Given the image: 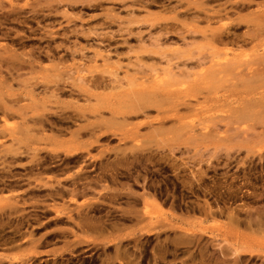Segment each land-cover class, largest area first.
<instances>
[{"label":"rangeland","instance_id":"obj_1","mask_svg":"<svg viewBox=\"0 0 264 264\" xmlns=\"http://www.w3.org/2000/svg\"><path fill=\"white\" fill-rule=\"evenodd\" d=\"M248 1L245 9H237L227 0H0V46L39 62L34 72L0 64L9 93L18 98L15 108L34 111L47 97L39 87L34 98L27 96L23 86L39 82L43 70L56 76L67 72L74 79L89 66L82 55L104 52L100 38L116 34L119 44L128 39V45L110 63L119 58L124 70L130 56L160 48L165 59L143 63L156 67L161 77L174 71L175 78L166 77L170 94L197 98L191 100L197 111L186 121L192 128L142 127L136 136L140 149L133 139L119 141L127 131L121 127L118 138L109 135L74 159L63 153L70 136L60 126L19 136L18 142L3 128L0 113V264H264V239L256 233L258 217L264 229V77L246 83L248 67L239 77L212 72L213 65L232 56L247 65L264 59V35L249 43L253 26L238 20L253 18L264 0ZM197 6L209 12L225 8L238 28L226 31L222 42H212L207 32L221 23L197 20L204 18ZM179 14L181 22H162L175 28L172 34L149 24L134 26L131 38L117 33L119 22L131 18L165 21ZM110 15L118 23H109ZM189 25L198 33L187 31ZM5 93L0 88V99L11 100ZM115 94L91 103L123 102ZM155 116L152 111L149 117ZM8 124L18 126L20 119ZM133 145L131 152L144 158L130 162L101 154L104 148L129 154ZM12 148L24 154L7 155ZM132 197L139 201L134 208ZM153 201L160 207L150 205Z\"/></svg>","mask_w":264,"mask_h":264},{"label":"bare ground","instance_id":"obj_2","mask_svg":"<svg viewBox=\"0 0 264 264\" xmlns=\"http://www.w3.org/2000/svg\"><path fill=\"white\" fill-rule=\"evenodd\" d=\"M105 1L112 3L122 2V0ZM227 2H233V6L237 9H245L249 1L227 0ZM115 5L118 6L117 4ZM195 9L204 13V18H197L200 22L205 21L210 24L217 20L221 23L219 28H209L208 32H203V34L206 32L210 34V40L212 42L214 39L222 42L226 31L230 30V28H238L237 23L231 21L225 8L216 11L213 10L211 12L204 10L201 6H197ZM180 16L179 14L176 18H169L165 21L160 19L161 17L149 18L142 21L131 18L126 20L125 23L119 22L120 28L117 33H127L131 38L134 26L137 27L139 25L149 24L150 29H155V31L163 32L164 34H172L176 32H172L175 28L168 24H162V22L178 23L181 22ZM108 19L110 21L109 23L112 24H116L119 21V19L113 15H110ZM238 20L239 22L252 24L253 26V31L248 35V42H259L264 35L263 6L259 8L258 13L253 18L245 15L239 17ZM122 24H127V26L121 27ZM191 26L194 28H191ZM191 26H186V29H189L187 31H192L193 34H197V27ZM140 30L141 28H138V31ZM116 36L119 37L117 34ZM116 36L110 35L100 38L103 41H101L98 46L105 48L104 52L94 50L92 57H85L86 54H83V49L80 51V54L84 55H82V57L86 58L89 66L84 69L86 71L85 73L78 72L74 79L67 72L62 76L59 74V76H56L54 70L51 72L43 70L41 77H38L39 82L36 81V84L32 82L24 84V91L27 96L34 98L36 87L41 89L43 95H47V97H44V99L39 102L40 106L35 108L34 111L28 107L15 108V102L18 101V98H15L12 93H9L11 85H7V78L0 73L1 91H6L4 94L5 97L11 95V100L5 101L4 98L0 99V113L3 115L1 121L4 124L3 128L10 132V137L20 142L19 136L24 137L23 135H28L35 130H39L40 132L49 130L51 132L60 126L62 129L61 132L64 134L68 133L70 136V140L66 142L67 149L63 153L67 159H74L78 158L82 153L89 154L101 141L107 142L109 140L107 136L109 135L118 138V134L116 133L121 127H125L127 131L125 135L119 136V141L123 142L127 139H133L132 141L137 143V145L136 136L140 128L145 126L153 127V125H156L157 128L154 130L157 132L163 130L167 124L171 125L172 128L176 130L192 128L191 124H188L186 121L189 119L191 112L195 113L197 111L195 110L196 106H194L191 101L197 100V98L195 96L187 97L182 93L177 95L170 94V91H168L166 87V77L169 76L171 79L175 78L174 71L169 69L164 72L166 76L161 77L156 67L153 69L152 67L146 66L145 62L143 63L144 59H151L153 61L156 59L155 57H159L160 60L165 59V55L158 52L160 48H156L155 51H153L155 53L147 55H145L147 52L152 51L144 49L141 52H137L136 56L132 58L129 50L127 55L130 57L123 70L119 58H117L115 63H110L113 57H119L117 52L123 48L124 44H126V46L128 45V39L124 41V44H119V40ZM136 36L141 38V34H137ZM160 39L157 38L155 44H160ZM260 47L264 46L261 44ZM112 51L114 52L113 56L111 55ZM27 59L18 56L12 49L0 46V64L7 63L16 66H27L34 72V63L39 62L36 58L30 59L33 61H26ZM176 59L179 61L182 57H177ZM99 60L102 61V63L99 64ZM212 67L214 68L212 72L218 75L232 73L237 75V77L241 75L240 69L242 67H246V69L248 67V78L244 76L246 83L247 80H260L261 77H264V59L259 63H250L247 65L246 62L242 63L236 61L234 56H232L231 59L226 58L224 63H217ZM149 69H153L152 72H149ZM14 79L16 78L11 80ZM124 80L128 82L126 88L123 87ZM72 93L78 97H83L85 99L84 102L80 103L78 99H72L70 97ZM115 93H120L122 95L123 102L119 104L109 102L105 106L91 103V98L99 100L103 97H111L110 99L112 100L113 97H116ZM61 96L69 97V99L61 101L59 99ZM152 111L156 113L154 118L149 117ZM141 117L143 120L138 121ZM14 118L20 119V124H18V126L8 124V120ZM74 126L75 130L70 132V129ZM82 139H85V141H81ZM160 146L169 147L168 145ZM133 150H135L134 145L129 151L131 152ZM118 151L120 153H118ZM118 151L117 149L104 148L101 154L106 155L113 153L115 156L130 160V162H134L136 158L141 159L145 156L143 153L133 154V152H131L126 154L128 150L118 149ZM170 151L172 150L170 149ZM5 152L7 155L11 154L16 157H20L24 154L19 148H12ZM36 156L37 154L33 152L31 158H35ZM194 177L196 179V176ZM132 199L134 200V197H132ZM137 202L139 201L136 199L132 201L133 208L138 204ZM143 202H145L144 199ZM150 205L157 208L160 207L155 201L151 202ZM257 221L259 229H257L256 233L259 237L264 239V229H261L263 222L260 217L257 218Z\"/></svg>","mask_w":264,"mask_h":264}]
</instances>
